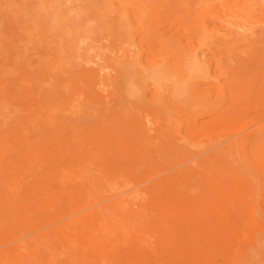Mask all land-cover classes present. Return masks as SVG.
I'll return each mask as SVG.
<instances>
[{
	"label": "rangeland",
	"instance_id": "1",
	"mask_svg": "<svg viewBox=\"0 0 264 264\" xmlns=\"http://www.w3.org/2000/svg\"><path fill=\"white\" fill-rule=\"evenodd\" d=\"M87 1L89 2L87 3ZM91 1L0 0V262L4 259L0 264H5L8 260L7 257L10 258L11 256L10 261L8 260L6 264L8 262H14L11 264H15L17 262L15 256L18 257L16 259H19V256H21L20 258L23 260V263L20 261V264H48L45 261L49 259V264H55L58 260H56V257L59 258L58 262L60 264H63V262L67 264H87L85 263L86 261H89L88 264H130L132 261H134L132 264H231V262L233 264H240V262L241 264H248L249 262L251 264H264V258L262 257L264 255V247L260 251H254L253 246L250 245L252 241L257 240L259 237L264 240V0H141V2L144 1L145 3H141L140 0H135L136 2L133 0H128L127 2L121 0L123 5L120 0H118L119 2L117 0H111L113 2L105 0L109 2V4L107 2L108 6H106L104 0V2L102 0H93L96 3L93 1L91 3ZM147 2L150 3L148 4ZM124 3L130 4L129 6L127 4L124 6ZM135 3H137V7ZM146 3L150 5L148 7L150 10L146 9ZM130 5L136 9L130 8ZM138 6H142V8L146 7L145 10L148 12H145L144 9ZM117 8L120 10L118 11ZM122 9H124V13ZM88 10L90 13L93 12L90 14ZM126 10L130 12L128 14L130 17L129 21L134 26L131 22L123 21L128 16L126 15L128 13ZM139 10L140 12H138ZM107 11L109 12L106 13ZM114 11H117L118 14ZM120 11L123 14H120ZM134 11L137 13L134 14ZM143 12H145L144 16H142ZM112 13L114 16H111ZM119 15H121L120 20L118 19ZM136 17L142 18V20H139V22H143L142 24L140 23L141 27L138 24L139 22H136L138 21ZM86 18L87 20H85ZM101 18L102 22L100 21ZM115 18L119 21L111 20ZM122 21L124 24L128 23L129 28L127 24L120 23ZM86 22L90 23L85 25ZM112 22L116 27H114ZM121 24L123 25L120 27ZM137 24L138 27H136ZM95 25L97 27L100 26L98 27L99 29ZM111 25L112 27H110ZM102 26L105 29L100 31ZM92 28L98 29V32L95 30L93 32ZM120 28L125 29V31L120 30ZM200 28L205 32H199ZM104 30L105 32H103ZM131 33L133 34V39H136L135 41L132 39ZM198 33L201 34L199 35ZM103 34L106 39H103ZM88 37H91V39ZM117 39L122 41L119 43ZM115 41L120 46H117ZM151 42L156 43L151 44ZM125 43L130 46H126ZM139 45L140 47H138ZM142 45H145V47ZM110 47L114 48V50ZM187 47L190 49L188 50ZM182 48H186L184 51L187 50V52L194 49L204 51L206 61L208 60L209 64L211 63L209 74H212V76L209 75L210 77L208 76L207 80L204 79L205 81L196 79L195 82V80L191 81L190 78V80L187 79L190 82L187 81L185 84H190L188 85L190 89H188L187 94H191H188V97L185 93L183 98H178L179 100L175 99L173 108L176 107L177 110H169L172 111L170 112L172 116L164 108L162 112L158 110L154 113L152 110L147 109V111L145 110L146 108L135 105L132 101H128V103L126 100L120 98L119 92L114 87V81H112L115 79L113 76L115 75L113 74L115 71L112 69V65L114 66L118 63L119 65H117L121 68L128 61L126 67L129 64L130 67L135 65L134 68L137 71L147 74V69L169 58L170 62L168 59L165 62H169L170 67H175L173 66L175 59L174 65L177 62L180 70H183L185 66L183 61L186 58H183L185 54ZM116 49L117 52L115 51ZM147 49L149 50L148 52ZM172 49H178L179 51L181 49V53L183 52L182 54L184 55L178 50L173 51ZM108 50L110 51V55ZM167 51V55L163 56L162 54H165ZM169 51L178 53L179 57ZM156 52H158V56L154 54ZM111 53H114L112 57H110ZM170 53L174 56H172L173 59ZM188 53H186V56ZM151 54L155 56L153 57ZM160 54L163 57L159 56ZM94 55L97 57L95 58ZM100 55L102 56L100 57ZM125 56H127V59ZM156 56L159 59L155 58ZM131 57L132 59H130ZM121 58H124V60ZM140 58L145 62L140 61ZM109 59L112 60L109 61ZM130 61L133 63H130ZM134 61L137 63L140 61L138 66L134 64ZM141 62L147 66L142 65ZM150 62L151 64H149ZM153 62L157 63L154 64ZM108 68L114 72L107 71ZM212 72L219 75L215 76ZM213 76L219 82L217 80L214 81ZM96 77L98 80H96ZM232 78L234 79L232 80ZM100 79L103 80L104 83L101 82L106 87L103 84H99L101 83ZM110 80L113 84H110ZM96 82H99L98 85ZM192 83L193 85L191 86ZM227 84L229 87H227ZM191 88L194 90L195 88L198 89L203 94V97L200 96L201 94L198 95L200 93L198 90L194 92ZM110 89L113 92L116 90V92L113 93ZM220 91L223 93L222 95ZM206 92L210 94L207 95ZM204 95H207V98ZM98 97L99 99H97ZM193 98H195L196 102ZM97 100L100 102L98 103ZM214 102H217L215 103L216 106ZM87 103L89 104L87 105ZM197 103H200V106H197ZM193 104L194 106L196 104L195 108ZM112 105L113 107L116 106V108H113ZM121 105L122 109L118 110L121 108ZM128 107L130 108L128 109ZM196 107L199 109H196ZM136 108L141 111H138ZM186 108H189L188 111ZM191 108L198 112L196 113ZM184 109L186 112H184ZM81 110H83V113H81ZM86 110H89V114ZM190 111L191 113H188ZM99 112H101V116ZM139 112L141 114H138ZM167 112L170 114L169 116L166 114ZM142 113L146 114L147 117ZM161 113H163L162 115L165 116V119ZM110 114L111 118L108 116ZM157 114L161 115V120H164L158 121L159 116ZM222 114L223 116H221ZM114 115H116V118ZM143 115L144 117H142ZM191 115L192 117H189ZM105 116L106 118L102 120L101 117ZM113 116L115 119L118 116L121 122L118 123L119 120L116 121L112 118ZM134 116L136 118L141 116L145 122L141 121V118L136 119ZM175 116L177 119L174 118ZM132 117L135 119L132 120ZM152 117H156L155 120L157 121L154 118L152 119ZM167 118H169V121L165 123ZM187 119L189 123L187 121L185 124L184 121ZM124 120L127 121L124 122ZM130 120L133 123L135 122V125ZM172 121L173 123L171 124L170 122ZM181 121L183 124H181ZM108 122L112 123V125L110 126ZM138 122H140V126ZM161 123H165L169 127L167 125L166 127L164 124L162 126ZM97 124L103 125L99 126ZM113 124L124 126L123 128L120 125L118 126L121 131L123 129V132L117 129V125L112 129L114 127ZM127 124L130 127L134 126H132L133 128H129ZM105 126L108 128H104ZM153 126H156L155 129L159 130L156 132ZM109 127L111 128L109 129ZM125 130L127 131L126 134ZM168 130L169 133L166 132ZM135 131H139V135L142 134L140 135L141 138L137 133L135 135ZM162 134L167 138H164ZM76 137L77 139H75ZM99 137H102L104 141ZM73 138L75 141H73ZM111 138L112 140H110ZM123 138L125 140L123 141L124 144L122 142ZM105 139L108 141H105ZM95 140L98 141L95 142ZM182 140L184 141L181 143ZM103 142L106 144L104 145ZM119 144L124 146V150L120 149L122 147L118 146ZM53 145L56 147L52 148ZM92 145H96L97 148L95 149L99 150V152L93 149L95 146L92 147ZM115 146L120 148L118 149ZM111 148L115 150L112 151ZM125 149H127V153H125ZM110 151L113 154H109ZM99 153L103 156V159ZM103 153L107 156L106 158ZM116 153L118 156H116ZM121 154L123 155L122 157L120 156ZM117 160L121 161L118 163ZM197 166L200 168H197ZM102 171L105 173L103 174ZM71 175L76 177H70ZM67 176L72 181H68ZM190 176L192 177L190 178ZM118 180L119 182L117 183ZM210 180L212 183H209ZM111 181L113 184L114 182L119 184V189L117 184L115 186ZM59 182L64 185L60 187L61 184ZM202 182H205L203 186ZM181 185L183 188H180ZM96 187H98V190ZM88 188L89 191H86ZM148 191H151V194ZM130 196L132 198H129ZM217 197H219V200H216ZM50 200L56 202L53 203L54 206L51 205L52 202L50 203ZM6 201H10L8 202L9 204ZM255 201L259 203H255ZM45 202H49L50 204L45 205ZM123 203L125 206H123ZM213 204L216 206H213ZM256 208L255 212L257 213L255 214L258 215V218L255 217L253 220L251 214ZM97 209L101 212L98 213ZM107 210L110 214H107ZM57 212H59L60 217L57 215ZM24 214L27 217H24ZM259 214L262 216H259ZM77 215H84L83 217H79L81 221ZM91 216H93V219L96 217V219L93 220ZM55 217L60 218V220H55ZM88 217L92 221L90 218V220L88 219L89 221L86 220ZM259 217L263 218L260 219ZM85 220L88 222L86 223ZM78 221L82 222V224L78 223ZM83 222L87 226L83 225ZM91 222L93 223L91 224ZM71 223L75 226H79V224L83 226L80 229L75 227V231L77 232L74 233V229H71L74 228L71 226ZM98 223L102 224L99 225ZM89 225L95 227H89ZM58 226H62L60 230H58ZM84 227L87 230L86 239L83 237L86 232ZM67 228L69 229L67 230ZM57 230L64 235L61 233L63 236H59ZM48 231L52 232L50 233L52 236L51 240H49L50 235ZM185 231L187 233L191 231V235H189L190 232L187 234ZM80 232H83L82 235L79 234ZM101 232L105 238L104 236L101 237ZM65 234L68 238L73 239L72 241L75 243H72V241L63 243L62 240L64 239L68 241ZM69 234H74L73 237L75 239ZM96 235L100 236L98 237L99 239H97ZM181 235L184 238V242ZM63 237L65 238L62 239ZM31 238L35 241L30 240ZM87 238L92 239V241L88 240V243ZM53 240L56 243L51 244ZM103 240L104 242L102 243ZM232 240L234 241L233 243L230 242ZM130 241L132 248L135 246L134 251L131 249ZM176 241H182L181 243H185L186 245ZM41 242L44 246L41 245ZM82 242L86 247L83 244L80 245ZM72 244H74V247L76 245L75 250L77 248L78 250L75 251ZM176 244L178 246L180 244V247L183 248H179ZM195 244L198 246L196 247ZM33 245L35 249L31 247ZM56 246H59L62 251ZM82 246L83 249H81ZM15 247L17 248L16 250ZM26 247L30 250V253L34 254L36 251L37 254L31 255L29 251L26 252ZM36 247L41 252L37 251ZM64 247L68 249L71 247L72 250L64 249ZM13 248L14 252H12ZM31 248L33 249L31 250ZM51 248L53 251L55 248L56 252H53ZM250 248L253 254L250 253ZM79 249L82 252L80 254ZM246 249L250 252L247 253ZM65 250H67V253L74 255L71 256L70 254L68 256L69 254ZM189 250L191 253H188L190 252ZM218 250L222 251L218 252ZM16 251L19 253V256ZM131 251L135 254L131 255ZM216 251L219 254H216ZM9 252H12V254ZM259 252L263 253L262 256ZM44 253H49V255H45ZM59 253L63 254L61 255V257L63 256L62 259L59 257ZM87 254L90 256H84ZM36 255L38 257L42 255V259L36 257ZM75 255L82 261H76L78 259H76ZM125 255L126 257H124ZM136 255H138L137 257L140 256V258L136 257V260L138 259L139 261H135L134 257ZM143 255L144 260L142 262L140 259H143ZM242 255H246L245 260ZM3 256L7 260L2 258ZM65 256L69 259H64ZM102 258L106 260L103 261ZM130 258H132V261H128ZM247 258H250L249 260L251 261H248ZM254 258L255 260L261 258L262 260L260 259L261 261L257 262ZM98 259V262L101 261L100 263H96ZM83 261L84 263H82Z\"/></svg>",
	"mask_w": 264,
	"mask_h": 264
},
{
	"label": "bare ground",
	"instance_id": "2",
	"mask_svg": "<svg viewBox=\"0 0 264 264\" xmlns=\"http://www.w3.org/2000/svg\"><path fill=\"white\" fill-rule=\"evenodd\" d=\"M92 1H93V0H92ZM92 1H91V3H92ZM99 1H100V0H99ZM102 1H103V0H102ZM104 1H105V0H104ZM104 1H103V2H104ZM108 1H111V0H108ZM108 1H107V2H108ZM114 1H115V0H114ZM117 1H118V0H117ZM120 1H121V0H120ZM125 1L127 2L128 0H125ZM133 1H135V0H133ZM146 1H147V0H146ZM84 2H85V1H84ZM88 2H89V1H87V3H88ZM93 2L96 3V1H93ZM107 2L105 1L106 6H108V5H107ZM111 2H113V1H111ZM118 2H119V1H118ZM135 2H136V1H135ZM138 2H139V1H138ZM140 2H141V0H140ZM143 2H144V1H142L141 3H143ZM152 2H153V1H152ZM152 2H151V3H152ZM97 3H98V2H97ZM121 3H122V1H121ZM144 3H145V2H144ZM147 3L149 4L150 2H147ZM147 3H146V5H147ZM83 4L85 5V3H83ZM93 4H94V3H93ZM100 4H102V3L100 2ZM108 4H109V2H108ZM111 4H112V3H111ZM111 4H110V5H111ZM126 4H127V3H126ZM126 4L124 3V6H125ZM129 4H130V3H129ZM129 4H127V5L129 6ZM131 4H132V2H131ZM136 4H137V3H135V5H136ZM153 4H154V3H153ZM153 4H152V5H153ZM94 5H95V4H94ZM110 5H109V8H110ZM113 5H114V4H113ZM115 5H116V4H115ZM118 5H120V4L118 3ZM122 5H123V3H122ZM133 5H134V4H133ZM139 5H140V4H139ZM86 6H87V5H86ZM92 6H93V5H92ZM102 6H103V4H102ZM116 6H117V5H116ZM142 6H143V4H142ZM142 6H138V7H141V8H142ZM95 7H96V6H95ZM112 7H113V6H112ZM112 7H111V8H112ZM131 7H132V6L130 5V8H131ZM136 7H137V5H136ZM148 7H150V5H147V8L144 7V8H142V9H144V11L146 12L147 10H150V8L148 9ZM204 7H205V6H204ZM230 7H231V6H230ZM87 8H88V7H87ZM89 8H90V7H89ZM100 8H101V6H100ZM103 8H104V7H103ZM121 8H122V7H121ZM132 8H135V7H132ZM145 8H146L147 10H145ZM218 8H219V7H218ZM94 9H96V8H94ZM97 9H98V8H97ZM114 9H115V7H114ZM117 9H118V8H117ZM127 9H128V7H127ZM135 9H136V8H135ZM226 9L228 10L227 7H226ZM82 10H83V9H82ZM82 10H81V11H82ZM92 10H93V9H92ZM115 10H116V9H115ZM119 10H120V9H118V11H119ZM123 10H124V9H122V11H123ZM129 10H130V9H129ZM84 11H85V10H84ZM126 11L128 12L126 15H128L130 12H129L128 10H126ZM228 11H229V10H228ZM82 12H83V11H82ZM86 12H87V10H86ZM88 12H89V10H88ZM92 12H93V11H92ZM92 12H91V13H92ZM97 12H98V11H97ZM108 12H109V11H107L106 13H108ZM111 12H112V11H111ZM114 12H117V11H114ZM138 12H140V10H139ZM145 12L142 13V16L145 15ZM147 12H148V11H147ZM89 13H90V12H89ZM91 13H90V14H91ZM101 13H102V12H101ZM106 13H105V14H106ZM119 13L121 14L122 12L120 11ZM123 13H124V11H123ZM123 13H122V14H123ZM136 13H137V12L134 11V14H136ZM216 13H217V12H216ZM84 14H86V13H84ZM99 14H100V13H99ZM102 14H103V13H102ZM102 14H101V15H102ZM105 14H104V15H105ZM117 14H118V12H117ZM134 14H133V15H134ZM87 15H88V14H87ZM104 15H103V16H104ZM110 15H111V14H110ZM138 15H140V13H138ZM103 16H102V17H103ZM111 16H114L113 13H112ZM120 16H121V15H119V18H118L119 20H120ZM134 16H135V15H134ZM79 17H80V16H79ZM89 17H90V16H89ZM115 17H117V16L115 15ZM122 17H123V16H122ZM124 17H125V15H124ZM124 17H123V18H124ZM128 17H129V15L127 16V18L125 17V18H124L125 20H123V21H125V22H126V21L131 22V21H129V20H130V17H129V19H128ZM131 17H132V15H131ZM140 17H141V16H140ZM140 17H138V18L136 17V19H138V21H136V22H139V20H142V18L140 19ZM80 18H82V17H80ZM93 18H94V17H93ZM98 18L100 19V17H98ZM110 18H111V17H110ZM110 18H109V19H110ZM143 18H144V17H143ZM146 18H147V17H146ZM96 19H97V18H96ZM107 19H108V18H107ZM126 19H128V20H126ZM80 20H81V19H80ZM82 20H83V19H82ZM85 20H87V18H86ZM111 20L114 21V20H116V18H115V19H111ZM119 20H116V21H119ZM121 20H122V19H121ZM144 20H146V19H144ZM96 21H97V20H96ZM100 21L102 22V18H101ZM104 21H105V20H104ZM104 21H103V22H104ZM116 21H115V22H116ZM123 21L120 22V23H123ZM132 21H133V20H132ZM101 22H100V23H101ZM136 22H134V23H136ZM88 23H90V22H88ZM88 23L86 22L85 25L88 24ZM95 23H96V22H95ZM97 23H98V22H97ZM109 23H110V22H109ZM112 23H113V22H112ZM112 23H111V24H112ZM131 23H132V22H131ZM140 23H141V22L138 23L139 26H140ZM142 23H143V22H142ZM142 23H141V24H142ZM225 23H226V21H225ZM231 23H234V22H231ZM91 24H94V23H91ZM102 24H104V23H102ZM113 24H114V23H113ZM123 24H124V23H123ZM123 24H121L120 27H121ZM126 24H127L128 28H129L128 23H126ZM126 24H124V25H126ZM129 24H130V23H129ZM138 24H137L136 27H138ZM97 25H98V24H97ZM97 25H95V27H97ZM104 25H105V24H104ZM109 25H110V24H109ZM116 25H118V24H116ZM132 25H133V23H132ZM237 25H238V24H237ZM106 26H107V24H106ZM106 26H104V27H106ZM127 26H126V27H127ZM133 26H134V25H133ZM141 26H142V25H141ZM141 26H140V27H141ZM146 26H147V25H146ZM146 26H145V27H146ZM222 26H223V25H222ZM235 26H236V25H235ZM85 27H87V26H85ZM98 27H100V26H98ZM98 27H97V28H98ZM107 27H108V26H107ZM110 27H112V25H111ZM114 27H116L115 24H114ZM117 27H118V26H117ZM136 27H135V28H136ZM203 27H204V26H203ZM93 28H94V27H93ZM93 28H92V29H93ZM123 28H124V26H123ZM133 28H134V27H133ZM98 29H99V28H98ZM98 29H97V30H98ZM103 29H105V28H103V26H102V29H101L100 31H102ZM106 29H107V28H106ZM117 29H118V28H117ZM121 29H122V28H120V30H121ZM140 29H141V28H140ZM203 29H204V28H203ZM94 30H95V29H93V32H94ZM97 30H95V31H97ZM109 30H110V29H109ZM118 30H119V29H118ZM122 30L125 31V29H122ZM136 30H138V29L136 28ZM201 30H202V29L200 28L199 32L202 33L204 30H202V31H201ZM131 31H132V30H131ZM138 31H139V30H138ZM151 31H152V30H151ZM157 31H158V30H157ZM196 31L198 32V30H196ZM91 32H92V31H91ZM97 32H98V31H97ZM103 32H105V30H104ZM112 32H114V31H112ZM116 32H117V31H116ZM116 32H115V33H116ZM119 32H120V31H119ZM119 32H118V33H119ZM126 32H127V31H126ZM126 32H124V34H126ZM132 32H133V31H132ZM204 32H205V31H204ZM87 33H89V32L87 31ZM95 33H96V32H95ZM100 33H102V32H100ZM115 33H114V34H115ZM193 33H195V31H193ZM201 33H200V34H201ZM97 34H99V33H97ZM110 34H111V33H110ZM121 34H122V33H121ZM198 34H199V33H198ZM200 34H199V35H200ZM103 35H104V34H103ZM130 35H132V39H133V38H134V37H133V34L131 33ZM152 35H153V34H152ZM155 35H156V34H155ZM88 36H90V35H88ZM99 36H100V35H99ZM101 36H102V34H101ZM101 36H100V37H101ZM125 36H126V35H125ZM125 36H123V37H125ZM128 36H129V35H128ZM150 36H151V35H150ZM97 37H98V36H97ZM114 37H115V36H114ZM116 37H117V36H116ZM121 37H122V36H121ZM135 37H136V36H135ZM193 37H194V36H193ZM196 37H197V35H196ZM201 37H202V35H201ZM224 37H225V36H224ZM88 38L91 39V37H88ZM117 38H118V37H117ZM103 39H106V38H105V35L103 36ZM108 39H109V37H108ZM117 40H118V39H117ZM133 40H134V39H133ZM133 40H132V41H133ZM135 40H136V39H135ZM135 40H134V41H135ZM143 40H144V39H143ZM96 41H97V40H96ZM118 41H119V40H118ZM121 41H122V40H121ZM121 41H119V43H120ZM134 41H133V42H134ZM123 42H125V40H123ZM123 42H122V43H123ZM153 42H154V41H153ZM159 42H160V41H159ZM161 42H163V41H161ZM208 42H210V41H208ZM112 43H113V42H112ZM112 43H111V44H112ZM117 43H118V42H117ZM117 43H116V41H115V44H116V45H117ZM134 43H135V42H134ZM144 43H145V42H144ZM155 43H156V42H155ZM155 43H152V42H151V44H155ZM164 43H165V42H164ZM199 43H200V42H199ZM203 43H204V42H203ZM107 44H108V43H107ZM125 44H126V46L129 45V44H127V43H125ZM135 44H136V43H135ZM138 44H140V43H138ZM149 44H150V43H149ZM136 45H137V44H136ZM136 45H135V46H136ZM147 45H148V44H147ZM147 45H146V46H147ZM164 45H165V44H164ZM166 45H167V44H166ZM169 45H170V43H169ZM202 45H203V44H202ZM117 46H120V45H117ZM121 46H122V44H121ZM129 46H130V45H129ZM131 46H132V45H131ZM142 46L145 47V45H142ZM148 46H149V45H148ZM106 47H107V46H106ZM115 47H116V46H115ZM138 47H140V45H139ZM167 47H168V46H167ZM194 47H195V46H194ZM201 47H202V46H201ZM110 48H112V47H110ZM117 48H118V47H117ZM124 48H125V47H124ZM126 48H127V47H126ZM128 48H129V47H128ZM131 48H132V47H131ZM131 48H130V49H131ZM157 48H158V47H157ZM159 48H160V46H159ZM187 48H188V47H187ZM195 48H196V47H195ZM112 49L114 50V48H112ZM119 49H120V48H119ZM138 49H139V48H138ZM150 49L154 51L153 48L150 47ZM160 49H161V48H160ZM162 49H163V48H162ZM165 49H166V48H165ZM182 49H183V48H182ZM184 49H186V48H184ZM184 49H183L182 51H184ZM189 49H190V48H188V50H189ZM122 50H123V48H122ZM122 50H121V51H122ZM126 50H127V49H126ZM139 50H140V49H139ZM155 50H156V49H155ZM167 50H168V49H167ZM172 50H173V49H172ZM175 50H178V49H175ZM175 50H173V51H175ZM115 51L117 52V49H116ZM115 51H114V53H115ZM119 51H120V50H119ZM119 51H118V52H119ZM137 51H138V50H137ZM137 51H136V53L138 54ZM140 51H141V50H140ZM140 51H139V52H140ZM148 51H149V50L147 49V52H148ZM153 51H152V53H153ZM160 51H161V50H160ZM178 51H179V50H178ZM108 52H109V55H110V51H109V50H108ZM108 52H107V53H108ZM131 52L133 53V51H131ZM163 52H164V49H163ZM163 52H162V53H163ZM169 52H171V51H169ZM179 52L181 53V49H180ZM185 52H186V53L189 52V53L187 54V56H186V53H185ZM188 52H187V50L184 51V54H185L186 57L184 56L183 58H184V59L186 58V59L184 60V59L182 58V59L185 61V62L183 61V64L185 63V66H184V69H183V70H180V68L178 67L179 64H178L177 62H175L176 64L174 65V61H175V59H174V61H173V66H175V67L177 66V68H175V67H173V68L170 67V65H169L170 60H169V58L166 57V58L168 59V61H169L168 63L165 62V60H167V59H165L164 61H160V62H158V64H156L157 62H155V63L153 62V63L156 64V65H154V66L151 67L150 69H147V70H148L147 74H142V73H140L139 71H137L136 68H134L135 65H132V64H131L132 66L130 67V64H129V66L127 65V67H126V64H128V61H127V63H125V65H122L121 68L118 66V65H119L118 63H117L118 65H117V64H115L114 66L112 65L111 67H113L112 69H114L115 73H113L114 71H113V72L110 71V70H109L110 68H108L107 71L109 70L110 72H112L113 74H115V75H113L115 79L112 80V81H114V84H115L114 87H116L117 92H119L118 95L120 94V98H121V99H124V100H126L127 102H128V101H132V102H134L135 105H140L141 107L146 108L145 110H147V109L152 110L154 113L157 112L158 110H159L160 112H162V109H163V108L166 109V111H167V110H168V111H169V110L174 111V110L176 109V107L173 108V106H174V104H175V102H174L175 99L177 100L178 98H183L184 95H185V93H186L187 96H188V94H191V93H188V94H187L188 89H190V88H188V87H189L188 85H190V84L185 85V84L187 83V81H188L187 79L190 78L191 81H194V80H195V82H196V79L204 80V79H206L209 75L212 76V74H209L211 63L209 64L208 60L206 61V54L204 53V51H202V50H200V49H199V50H198V49H194V50H192V51L190 50V51H188ZM98 53H99V52H98ZM114 53H111V56H110V57H112V54H114ZM121 53H123V52H121ZM125 53H126V52H125ZM144 53H145V52H144ZM162 53H161V54H162ZM167 53H168V51L165 52V54H162V55H163V56H164V55L166 56ZM171 53H172V52H171ZM171 53H170L171 57L173 56L172 54H176V56H178V55H177L178 53H172V54H171ZM182 53H183V52H182ZM182 53H181V54H182ZM99 54H101V53H99ZM103 54H104V52H103ZM105 54H106V53H105ZM116 54H118V53H116ZM116 54H115V55H116ZM134 54H135V53H134ZM134 54H133V55H134ZM140 54L142 55V53H140ZM147 54H148V53H147ZM154 54H155V55L157 54V56H158V52H156V53H154ZM161 54H160L159 56H162ZM181 54H180V55H181ZM184 54H182V55H184ZM133 55H132V56H133ZM151 55H152V54H151ZM155 55H154V56H155ZM97 56H98V54H97ZM97 56H96V57H97ZM101 56H102V55H100V57H101ZM119 56H120V55H119ZM122 56H123V55H122ZM138 56H139V55H138ZM152 56H153V55H152ZM152 56H149V57H152ZM154 56H153V57H154ZM157 56H156L155 58H158ZM163 56H162V57H163ZM168 56H169V55H168ZM94 57H95V55H94ZM96 57H95V58H96ZM100 57H98V58H100ZM105 57H106V56H105ZM135 57H136V55H135ZM139 57H141V56H139ZM146 57H147V56H146ZM173 57H174V56H173ZM173 57H172V59H173ZM178 57H179V56H178ZM108 58H109V57H108ZM108 58H107V59H108ZM113 58H116V57H113ZM125 58L127 59V56H125ZM137 58H138V57H137ZM143 58H144V57H143ZM93 59H94V58H93ZM101 59H103V58H101ZM121 59L124 60V58H121ZM128 59H129V58H128ZM130 59H132V57H131ZM146 59H147V58H146ZM150 59H151V58H150ZM158 59H159V58H158ZM161 59H162V58H161ZM97 60H98V59H97ZM103 60H104V59H103ZM111 60H112V59H111ZM111 60L109 59V61H111ZM117 60H118V59H117ZM136 60H137V59H136ZM136 60H135V61H136ZM141 60H142V62L144 61L143 59L140 58V61H141ZM162 60H163V59H162ZM180 60H181V59H180ZM106 61H107V60H106ZM109 61H108V62H109ZM113 61H114V60H113ZM113 61H112V62H113ZM121 61H122V60H121ZM135 61H134V62H135ZM140 61H139V62H140ZM151 61H152V60H151ZM158 61H159V60H158ZM99 62H100V61H99ZM102 62H103V61H102ZM117 62H118V61H117ZM125 62H126V61H125ZM131 62H132V61H130V63H131ZM139 62H138V63L135 62L134 64H136V66H138ZM142 62H141V63H142ZM144 62H145V61H144ZM123 63H124V62H123ZM132 63H133V62H132ZM153 63H152V65H153ZM104 64H106V63H104ZM108 64H109V63H108ZM120 64H122V63H120ZM149 64H151V62H150ZM177 64H178V65H177ZM98 65L100 66V64H98ZM110 65H111V63H110ZM140 65H141V64H140ZM142 65H144V64L142 63ZM152 65H151V66H152ZM212 65H213V64H212ZM214 65H216V64H214ZM105 66H106V65H105ZM105 66H104V67H105ZM123 66H125V68H123ZM144 66H147V65H144ZM182 66H183V65H182ZM100 67H102V66H100ZM104 67H103V68H104ZM108 67H109V65H108ZM98 68H99V67H98ZM98 68H97V69H98ZM178 68H179V69H178ZM213 68H214V67H213ZM101 69H102V68H101ZM112 69H111V70H112ZM98 70H99V69H98ZM104 70H105V68H104ZM147 70H146V71H147ZM217 70H218V69H217ZM217 70H215V71H217ZM93 71H94V70H93ZM102 71H103V70H102ZM107 71H105V72H107ZM110 72H109V74H110ZM93 73H94V72H93ZM212 73L215 74V72H212ZM216 73H217V72H216ZM219 73H221V72L219 71ZM91 74H92V72H91ZM91 74H90V75H91ZM96 74L98 75V73H96ZM103 74H105V73L103 72ZM217 75H219V74L217 73ZM217 75L215 74V76H217ZM223 75H224V74H223ZM223 75H222V76H223ZM93 76H94V75H93ZM98 76H99V75H98ZM98 76H97V77H98ZM107 76H108V75H107ZM97 77H96V80H98ZM111 77H112V76H111ZM209 77H210V76H209ZM232 77H233V76H232ZM85 78H86V76H85ZM100 78H101V75H100ZM108 78H110V77L108 76ZM192 78H193V80H192ZM223 78H224V77H223ZM229 78H230V77H229ZM112 79H113V78H112ZM190 79H189V80H190ZM207 79H208V78H207ZM207 79H206V80H207ZM209 79H210V78H209ZM213 79H214V76H213ZM230 79H231V78H230ZM233 79H234V78H232V80H233ZM104 80H105V79H104ZM107 80H108V79H107ZM215 80H217V79H214V81H215ZM225 80H226V78H225ZM232 80H231V81H232ZM101 81L103 82L102 79H100V82H101ZM105 81H106V80H105ZM204 81H205V80H204ZM217 81L219 82V80H217ZM217 81H216V82H217ZM102 82H101V83L98 82V83H99V84H103L104 82H103V83H102ZM108 82H109V80H108ZM108 82H106V83H108ZM188 82H189V81H188ZM200 82H201V81H200ZM207 82H209V81H207ZM96 83H97V82H96ZM98 83H97V85H98ZM189 83H190V82H189ZM193 83H194V82H193ZM193 83L191 84V86L193 85ZM108 84H109V83H108ZM110 84H113V83L111 82V80H110ZM95 85H96V84H95ZM103 85H104V84H103ZM198 85H199V84H198ZM212 85H213V84H212ZM222 85H223V84H222ZM87 86H89V85H87ZM104 86H105V85H104ZM111 86H112V85H111ZM191 86H190V87H191ZM89 87H90V86H89ZM96 87H97V86H96ZM105 87H106V86H105ZM105 87H104V88H105ZM196 87H197V86H196ZM200 87H202V86H200ZM200 87H199V88H200ZM216 87H217V86H216ZM220 87H221V86H220ZM227 87H229L228 84H227ZM107 88H109V87H107ZM192 88H194V87H192ZM192 88H191V90H193L194 92H196V91L198 90V89H196V88H195V90L192 89ZM197 88H198V87H197ZM217 88H218V87H217ZM222 88H223V86H222ZM97 89H98V88H97ZM97 89H96V90H97ZM112 89H113V88H112ZM220 89H221V88H220ZM227 89H228V88H227ZM110 90H111V89H110ZM114 90H115V89H114ZM116 90H115L114 92H116ZM221 90H223V89H221ZM229 90H230V89H229ZM99 91H100V90H99ZM106 91H107V90H106ZM111 91H112V90H111ZM193 91H191V92H193ZM198 91H199V90H198ZM200 91H201V88H200ZM200 91H199V92H200ZM202 91H203V90H202ZM206 91H207V90H206ZM230 91H231V90H230ZM91 92H92V91H91ZM103 92L105 93V91H103ZM103 92H102V93H103ZM112 92H113V91H112ZM114 92H113V93H114ZM194 92H193V94H194ZM207 92H208V91H207ZM207 92H206V94L209 95L210 93L208 94ZM224 92H226V91H224ZM231 92H232V91H231ZM86 93H87V92H86ZM86 93H85V94H86ZM106 93H107V92H106ZM204 93H205V92H204ZM217 93H218V92H217V90H216V94H217ZM220 93H221V91H220ZM227 93H230V92H227ZM197 94H198V93H197ZM200 94H201V92H200L198 95H200ZM222 94H223V93H221V95H222ZM224 94H225V93H224ZM230 94H231V93H230ZM89 95H90V94H89ZM111 95H112V94H111ZM195 95H196V94H195ZM202 95H203V94H201L200 96H202ZM207 95H204V96L206 97ZM212 95H213V94H212ZM219 95H220V94H219ZM221 95H220V96H221ZM54 96H55V95H54ZM90 96H91V95H90ZM92 96H93V95H92ZM94 96H96V95L94 94ZM193 96H194V95H193ZM193 96H192V97H193ZM101 97H102V96H101ZM104 97H105V96H104ZM104 97H103V100H104ZM106 97H107V96H106ZM111 97H112V96H111ZM188 97H189V96H188ZM197 97H198V96H197ZM197 97H196V98H197ZM202 97H203V96H202ZM209 97H210V96H209ZM222 97H223V96H222ZM222 97H220V98H222ZM231 97H232V96H231ZM231 97H230V98H231ZM112 98H113V97H112ZM116 98H117V97H116ZM116 98H115V99H116ZM198 98L201 99V100H203V99L200 98V97H198ZM198 98H197V99H198ZM206 98H207V97H206ZM206 98H205V100H207ZM211 98H213V97H211ZM224 98H225V95H224ZM97 99H99V97H98ZM100 99H101V98H100ZM107 99H108V97H107ZM117 99H119V98H117ZM190 99H191V98H190ZM193 99H194V101H195V98H193ZM178 100H179V99H178ZM205 100H204V101H205ZM210 100H211V99H210ZM219 100H220V99H219ZM219 100H218V101H219ZM97 101H98V103L100 102L99 100H97ZM197 101H198V100H197ZM83 102H84V101H83ZM85 102H86V101H85ZM104 102H105V101H104ZM104 102H103V104H104ZM123 102H124V101H123ZM189 102H190V101H189ZM195 102H196V101H195ZM209 102H212V101H209ZM110 103H111V102H110ZM114 103H115V102H114ZM128 103H129V102H128ZM190 103H193V102H190ZM200 103H201V101H200ZM200 103H199V104H200ZM215 103H217V102H214V105L216 106ZM88 104H89V103H87V105H88ZM105 104H106V103H105ZM125 104H126V103H125ZM197 104H198V103H197ZM199 104H198L197 106H200ZM202 104H204V102H202ZM206 104H207V103H206ZM210 104H211V103H210ZM212 104H213V103H212ZM85 105H86V104H85ZM90 105H91V104H90ZM90 105H89V106H90ZM95 105H96V104H95ZM99 105H100V104H99ZM99 105H98V107H99ZM106 105H107V104H106ZM115 105H116V104H115ZM118 105H119V104H118ZM123 105H124V104H123ZM128 105H130V104H128ZM214 105H213V106H214ZM74 106H75V105H74ZM83 106H84V104H83ZM91 106H92V105H91ZM96 106H97V105H96ZM133 106H134V105H133ZM193 106H194V104H193ZM195 106H196V104H195ZM195 106H194V108H195ZM203 106H205V105H203ZM203 106H201V107H203ZM209 106H210V105H209ZM112 107H113V105H112ZM114 107L116 108V106H114ZM114 107H113V108H114ZM120 107H121V108L117 107V108H119L118 110H121V109H122V105H121ZM124 107H125V106H124ZM126 107H127V105H126ZM126 107H125V108H126ZM205 107H206V106H205ZM207 107H208V106H207ZM78 108H79V107H78ZM89 108H90V107H89ZM101 108H102V107H101ZM129 108H130V107H128V109H129ZM139 108H140V107H139ZM189 108H190V107H189ZM189 108H188V109H189ZM211 108H213V107H211ZM92 109H94V108H92ZM102 109L104 110V108H102ZM105 109H106V108H105ZM111 109H112V108H111ZM128 109H126V110H128ZM134 109H135V106H134ZM136 109H137V108H136ZM141 109H143V108H141ZM188 109L186 108L187 111H188ZM191 109L193 110V108H191ZM196 109H199V108L196 107ZM201 109H202V108H201ZM209 109H210V108H209ZM83 110H84V109H83ZM83 110H81V113H83V112H82ZM109 110H110V109H109ZM109 110H108V111H109ZM137 110H138V109H137ZM176 110H177V109H176ZM186 110L184 109V112H186ZM204 110H205V108H204ZM86 111H87V110H86ZM88 111H89V110H88ZM88 111H87V112H88ZM104 111H106V110H104ZM131 111H132V110H131ZM138 111H141V110H138ZM147 111H148V110H147ZM172 111H169V113L172 112ZM193 111H195V110H193ZM193 111H192V112H193ZM201 111H202V110H201ZM207 111H208V110H207ZM215 111H216V110H215ZM90 112H92V111H90ZM119 112H120V111H119ZM122 112L124 113V111H122ZM128 112H129V111H128ZM128 112H127V113H128ZM153 112H152V114H154ZM195 112L197 113L198 111H195ZM195 112H193V113H195ZM203 112H204V111H203ZM105 113H106V112H105ZM108 113H109V112H108ZM125 113H126V112H125ZM131 113H132V112H131ZM133 113H134V112H133ZM173 113L175 114V112H173ZM176 113H177V112H176ZM178 113L181 114V112H179V111H178ZM178 113L176 114L177 117H179V116H178ZM188 113H191V111L188 112ZM196 113H195V114H196ZM211 113H213V112H211ZM88 114H89V112H88ZM100 114H101V112H99V115H100ZM111 114H112V113H111ZM111 114L108 115V116H110V118H111ZM118 114H120V113H118ZM128 114H129V113H128ZM138 114H141V113L139 112ZM142 114H144V113H142ZM162 114H163V113H161V115H162ZM166 114H168V112H167ZM170 114H171V113H170ZM170 114H168V116H169ZM174 114H173V115H174ZM180 114H179V115H180ZM106 115H107V114H106ZM112 115H113V114H112ZM130 115H131V114H130ZM135 115H136V113H135ZM144 115L147 117L146 114H144ZM144 115H143L142 117H144ZM157 115H158V114H157ZM161 115H160V116H161ZM182 115H183V114H182ZM182 115H181V116H182ZM206 115H207V114H206ZM83 116H85V115H83ZM86 116H87V115H86ZM100 116H101V115H100ZM102 116H104V115L102 114ZM114 116H115V118H116V115H114ZM114 116H113L112 118H114ZM131 116H133V115H131ZM148 116H149V115H148ZM158 116H159V115H158ZM160 116H159V118L156 116V117L158 118V121L161 120V117H160ZM162 116H163V115H162ZM171 116H172V114H171ZM194 116H195V115H194ZM221 116H223V114H222ZM89 117H90V116H89ZM122 117H123V116H122ZM122 117H120V118H122ZM134 117H135V116H134ZM134 117H132V120L136 118V117H135V118H134ZM142 117H141V116L139 117V118H141V121H143V120H142V119H143ZM150 117H151V116H150ZM150 117H149V118H150ZM156 117H155V118L152 117V119L154 118V120H155ZM182 117H183V116H182ZM189 117H192V115L189 116ZM212 117H213V116H212ZM90 118H91V117H90ZM95 118H96V117H95ZM101 118H102V120H103V118H106V116H105V117H101ZM101 118H100V119H101ZM110 118H109V119H110ZM115 118H114V119H115ZM139 118H136V119H139ZM163 118L165 119V116H163ZM169 118H170V117H169ZM169 118H167V120H165V123H166V121H169ZM174 118H176V116H175ZM109 119H106V120H109ZM145 119H146V118H145ZM164 119H163V120H164ZM171 119H172V118H171ZM176 119H177V118H176ZM181 119H182V118H181ZM184 119H186V118L184 117ZM192 119H193V118H192ZM195 119H196V118H195ZM110 120H111V119H110ZM115 120H116V121L119 120L118 123L121 122L120 119H118V116H117V119H115ZM115 120H114V121H115ZM127 120H128V118H127ZM127 120H126V121H127ZM146 120H147V119H146ZM163 120H161V121H163ZM172 120H173V119H172ZM179 120H180V117H179ZM179 120H178V122H179ZM189 120H190V119H189ZM90 121H91V120H90ZM99 121H100V120H99ZM126 121L124 120V122H126ZM130 121H131V120H130ZM141 121H140V122H141ZM155 121H157V120H155ZM187 121H188V119H187L186 121H184L185 124H186ZM95 122H96V121H95ZM111 122H113V120H111ZM131 122H132V124L135 123V122L133 123V121H131ZM140 122H138V124H139ZM143 122H145V120H144ZM194 122H195V121H194ZM106 123H107V122H106ZM108 123H109V122H108ZM116 123H117V122H116ZM165 123H161L162 126H163V124L166 126L167 124H165ZM170 123L172 124L173 121L170 122ZM170 123H169V124H170ZM174 123H175V122H174ZM188 123H189V121H188ZM153 124H154V123H153ZM171 124H170V125H171ZM181 124H183L182 121H181ZM191 124H193V123H191ZM97 125L101 126V125H103V124H101V125H100V124H97ZM105 125H106V124H105ZM109 125L111 126L112 123H111V124L109 123ZM109 125H108V126H109ZM113 125H114V124H113ZM115 125H117V124H115ZM115 125H114V127H112V129L115 128ZM119 125H120V124H119ZM119 125H117V129H119V128H118ZM123 125H125V124H123ZM127 125H128V124H127ZM134 125H135V124H134ZM134 125H132V126H134ZM144 125H145V124H144ZM187 125H188V124H187ZM120 126H121L122 128L124 127V126H122V125H120ZM125 126H126V125H125ZM132 126H131V127H132ZM136 126H137V125H136ZM139 126H140V124H139ZM145 126H146V125H145ZM145 126H143V127H145ZM156 126H158V125L156 124ZM156 126H155V127H156ZM159 126H160V125H159ZM165 126H164V127H165ZM167 126H168V125H167ZM167 126H166V127H167ZM171 126H172V125H171ZM174 126H175V124H174ZM188 126H189V125H188ZM190 126H191V125H190ZM128 127L131 128L129 125H128ZM153 127H154V126H153ZM155 127H154L153 129H155ZM164 127H163V128H164ZM168 127H169V126H168ZM179 127H180V126H179ZM101 128H102V127H101ZM104 128H108V127L105 126ZM110 128H111V127H109V129H110ZM125 128H126V127H125ZM132 128H133V127H132ZM138 128H139V127H138ZM138 128H137V129H138ZM151 128H152V127H151ZM159 128H161V127H159ZM174 128H175V127H174ZM72 129H74V128H72ZM109 129H107V130H109ZM112 129H111V130H112ZM117 129H116V130H117ZM166 129H167V128H166ZM170 129H171V128H170ZM177 129H178V127H177ZM179 129H180V128H179ZM261 129H262V128H261ZM114 130H115V129H114ZM114 130H113V132H114ZM119 130H120V129H119ZM127 130L130 132L129 129H127ZM145 130H146V128H145ZM149 130H150V129H149ZM155 130H156V129H155ZM158 130H159V129H158ZM158 130H156V132H157ZM180 130H181V129H180ZM259 130H260V129H259ZM105 131H106V130H105ZM120 131H121V130H120ZM147 131H148V130H147ZM147 131H146V132H147ZM151 131H152V130H151ZM160 131H161V130H160ZM164 131H165V129H164ZM110 132H112V131H110ZM113 132H112V133H113ZM115 132H116V131H115ZM121 132H123V129H122ZM140 132H141V131H140ZM153 132H155V131H153ZM166 132L169 133V130L166 131ZM178 132H179V131H178ZM257 132H258V131H257ZM108 133H109V132H108ZM108 133H107V134H108ZM118 133H120V132H118ZM126 133H127V131L125 130V134H126ZM132 133H133V131H132ZM136 133L139 135V131H135V135H136ZM183 133H184V132H183ZM254 133H255V132H254ZM114 134H115V133H114ZM133 134H134V133H133ZM160 134H161V133H160ZM108 135H109V134H108ZM117 135H118V134H117ZM119 135H121V133H120ZM119 135H118V136H119ZM129 135H130V133H129ZM129 135H128V136H129ZM140 135H142V134H140ZM140 135H139V136H140ZM146 135H147V134H146ZM58 136H59V135H58ZM98 136H99V135H98ZM109 136H110V135H109ZM125 136H126V135H125ZM130 136H131V135H130ZM132 136H133V135H132ZM159 136H160V135H159ZM162 136H163V134H162ZM166 136H167V135H166ZM103 137H104V136H103ZM137 137H138V136H137ZM149 137H150V136H149ZM163 137H164V136H163ZM7 138H8V137H7ZM80 138H81V137H80ZM83 138H84V137H83ZM99 138H102V137H99ZM105 138H106V136H105ZM109 138H110V137H109ZM109 138H108V139H109ZM112 138H113V137H112ZM112 138H111L110 140H112ZM126 138H127V137H126ZM138 138H139V137H138ZM140 138H141V136H140ZM142 138H143V137H142ZM164 138H167V137H164ZM71 139H72V138H71ZM75 139H77V137H76ZM75 139L73 138V141H75ZM119 139H120V138H119ZM130 139H131V138H130ZM143 139H145V138H143ZM153 139H154V138H153ZM161 139H162V138H161ZM182 139H183V138H182ZM78 140H79V139H78ZM98 140H99V139H98ZM98 140H95V142L98 141ZM102 140H103V138H102ZM102 140H100V141H102ZM110 140H109V142H110ZM120 140H121V139H120ZM131 140H132V139H131ZM131 140H129V141H131ZM133 140H135V139H133ZM137 140H138V139H137ZM137 140H136V141H137ZM86 141H87V140H86ZM103 141H104V140H103ZM105 141H108V140L105 139ZM113 141H114V140H113ZM116 141H118V140H116ZM123 141H125L124 138L122 139V142H123ZM161 141H163L164 143H166L164 140H161ZM161 141H159V142H161ZM166 141H167V140H166ZM183 141H184V140H182L181 143H182ZM77 142H79V141H77ZM157 142H158V138H157ZM52 143H53V142H52ZM52 143H51V144H52ZM119 143H121V142L119 141ZM127 143H128V142H127ZM155 143H156V142H155ZM164 143H163V144H164ZM167 143H168V142H167ZM167 143H166V144H167ZM178 143H179V142H178ZM78 144H79V143H78ZM93 144H94V143H93ZM95 144H96V143H95ZM99 144H100V142H99ZM103 144L105 145L106 143L103 142ZM109 144H111V143H109ZM109 144H108V145H109ZM123 144H124V142H123ZM125 144H126V142H125ZM159 144H160V143H159ZM159 144H158V145H159ZM168 144H169V143H168ZM171 144H172V142H171ZM75 145H76V143H75ZM101 145H102V144H101ZM158 145H157V146H158ZM164 145H165V144H164ZM57 146H58V144H57ZM93 146H95L93 149L97 148L96 145H92V147H93ZM110 146H112V144H111ZM110 146H109V147H110ZM118 146H120V147H122V148H120V147H118ZM118 146H117L118 149L120 148V149L124 150V149H123V147H124L123 145L121 146V145L119 144ZM157 146H156V147H157ZM54 147H56V146L53 145L52 148H54ZM64 147H65V146H64ZM98 147H99V145H98ZM105 147H106V146H105ZM113 147H114V146H113ZM115 147H116V146H115ZM117 147H116V148H117ZM173 147H174V145H173ZM177 147H178V146H177ZM177 147H176V148H177ZM57 148H58V147H57ZM178 148H179V147H178ZM38 149H39V148H38ZM98 149H99V148H98ZM158 149H160V148L158 147ZM171 149H172V148H171ZM91 150H92V148H91ZM95 150H96V149H95ZM95 150H94V151H95ZM108 150H109V149H108ZM111 150H112V148H111ZM114 150H115V149H113L112 151H114ZM126 150H127V149H125V151H126ZM172 150H173V149H172ZM172 150H171V151H172ZM53 151H54V150H53ZM96 151L99 152V150H96ZM112 151H110L109 154H113ZM116 151L119 152L118 150H116ZM147 151H148V150H147ZM173 151H174V150H173ZM175 151H176V150H175ZM102 152H103V150H102ZM121 152H122V151H121ZM125 153H127V151H126ZM125 153H124V154H125ZM99 154H100V153H99ZM103 154H104V153H103ZM106 154H107V153H106ZM100 155H101V154H100ZM96 156H97V155H96ZM104 156H105V154H104ZM116 156H118L117 153H116ZM116 156L114 155V157H116ZM120 156L122 157L123 155L121 154ZM97 157H98V156H97ZM99 157H100V156H99ZM101 157H102V159H103V156H102V155H101ZM106 157H107V156H105V158H106ZM114 157H112V158H114ZM121 157H120V158H121ZM140 157H141V156H140ZM155 157H156V156H155ZM105 158H104V159H105ZM120 158H119V159H120ZM158 158H159V157H158ZM158 158H157V159H158ZM137 159H138V158H137ZM44 160H45V159H44ZM109 160H110V159H109ZM36 161H37V160H36ZM112 161H113V160H112ZM117 161H118V160H117ZM119 161H121V160H119ZM119 161H118V163H119ZM115 162H116V161H115ZM128 163H129V162H128ZM184 164H185V163H184ZM138 165H139V164H138ZM145 165H146V163H145ZM164 166H165V165H164ZM129 167H130V166H129ZM165 168H166V167H165ZM197 168H200V167L197 166ZM41 169H42V168H41ZM88 169H89V168H88ZM107 169H108V167H107ZM24 170H26V169L24 168ZM34 170H35V169H34ZM199 170H200V169H199ZM237 170H238V169H237ZM240 170H241V169H240ZM240 170H239V171H240ZM110 171H112V170H110ZM112 172H113V171H112ZM169 172H170V171H169ZM241 172H242V171H241ZM102 173L104 174L105 172L102 171ZM106 173H107V172H106ZM41 174H42V173H41ZM107 174H108V173H107ZM136 174H137V173H136ZM165 174H166V173H165ZM183 174H184V173H183ZM161 175H162V174H161ZM198 175H199V174H198ZM198 175H196V176H198ZM92 176L94 177V175H92ZM102 176H104V175H102ZM138 176H139V174H138ZM188 176H189V175H188ZM20 177H21V176H20ZM70 177H73V178H74V177H76V176H72V175H71ZM106 177H107V176H106ZM110 177H111V176H110ZM119 177H120V176H119ZM191 177H192V176H190V178H191ZM77 178H78V177H77ZM122 178H123V177H122ZM188 178H189V177H188ZM199 178H200V177H199ZM67 179H68V181H72V180H69V177H68V176H67ZM104 179H105V178H104ZM104 179H103V180H104ZM118 179H119V178H118ZM197 179H198V178H197ZM73 180H74V179H73ZM112 180L114 181L113 178H112ZM153 180H154V179H153ZM189 180H190V179H189ZM195 180H196V179H195ZM108 181H109V180H108ZM125 181H126V180H125ZM63 182H64V181H63ZM65 182H66V181H65ZM118 182H119V180L117 181V183H118ZM156 182H157V181H156ZM178 182H179V181H178ZM182 182H183V181H182ZM182 182H181V183H182ZM191 182H192V181H191ZM193 182H194V180H193ZM210 182H211V180L209 181V183H210ZM59 183H60V182H59ZM103 183H105V182H103ZM111 183H112V181H111ZM117 183L114 182L115 186H116ZM176 183H177V182H176ZM195 183H196V182H195ZM195 183H192V184H195ZM203 183H205V182H202V186H203ZM211 183H212V182H211ZM15 184H16V183H15ZM45 184H46V183H45ZM60 184H61L60 187H62V186L64 185V184H62V183H60ZM67 184H68V183H67ZM70 184H71V183H70ZM100 184H101V183H100ZM105 184H106V183H105ZM112 184H113V183H112ZM114 184H113V185H114ZM129 184H130V183H129ZM16 185H17V184H16ZM71 185H72V184H71ZM109 185H110V184H109ZM200 185H201V184H200ZM205 185H206V184H205ZM74 186H75V185H74ZM102 186H103V185H102ZM102 186H101V187H102ZM111 186H112V185H111ZM111 186H109V187H111ZM117 186H118V189H119V184H117ZM128 186H129V185H128ZM177 186H178V184H177ZM184 186H185V185H184ZM192 186H193V185H192ZM192 186H191V187H192ZM196 186H197V185H196ZM76 187H77V185H76ZM105 187H106V186H105ZM154 187H156V186H154ZM158 187H159V185H158ZM178 187H179V186H178ZM178 187H177V188H178ZM181 187L183 188L182 185L180 186V188H181ZM199 187H200V186H199ZM255 187H256V186H255ZM17 188H18V187H17ZM17 188H16V189H17ZM66 188H67V187H66ZM96 188H97V190H98V187H96ZM116 188H117V187H116ZM147 188H148V187H147ZM180 188H178V189H180ZM193 188H195V187H193ZM11 189H12V188H11ZM13 189H14V188H13ZM72 189H73V188H72ZM74 189H75V188H74ZM106 189H107V188H106ZM110 189H111V188H110ZM133 189H134V188H133ZM196 189H197V188H196ZM3 190H4V189H3ZM103 190H104V187H103ZM103 190H102V192H104ZM137 190H138V189H137ZM151 190H152V189H151ZM154 190H156V189H154ZM159 190H160V189H159ZM182 190H183V189H182ZM190 190H191V189H190ZM198 190H200V189H198ZM7 191H8V190H7ZM9 191H10V189H9ZM9 191H8V192H9ZM86 191H89V188H88V190L86 189ZM107 191H109V190H107ZM129 191H130V190H129ZM143 191H144V190H143ZM179 191H180V190H179ZM193 191H194V190H193ZM251 191H252V190H251ZM2 192H3V191H2ZM8 192H6V193H8ZM45 192H47V191H45ZM123 192H124V191H123ZM133 192H135V191H133ZM148 192L151 194V191H148ZM148 192H147V193H148ZM152 192H153V191H152ZM194 192H196V191H194ZM194 192H193V194H194ZM14 193H15V192H14ZM36 193H37V191H36ZM40 193H41V192H40ZM72 193H73V192H72ZM88 193H89V192H88ZM88 193H87V194H88ZM105 193H106V191H105ZM153 193H154V192H153ZM155 193H156V192H155ZM190 193H191V192H190ZM8 194H9V193H8ZM49 194H50V192H49ZM97 194H99V193H97ZM139 194H141V193H139ZM150 194H147V195H150ZM6 195H7V194H6ZM10 195H11V194H10ZM45 195H46V194H45ZM99 195H100V194H99ZM114 195H115V193H114ZM130 195H131V194H130ZM80 196H81V195H80ZM128 196H129V195H128ZM131 196H133V195H131ZM131 196H130L129 198H132ZM138 196H139V195H138ZM8 197H9V196H8ZM8 197H7V198H8ZM14 197H17V196H14ZM53 197H54V196H53ZM113 197H114V196H113ZM133 197H134V196H133ZM252 197H254V196H252ZM9 198L11 199V197H9ZM86 198H87V196H86ZM136 198H137V197H136ZM136 198H135V199H136ZM20 199H21V198H20ZM45 199H47V198H45ZM61 199H62V197H61ZM63 199H64V198H63ZM96 199H97V198H96ZM112 199H113V198H112ZM133 199H134V198H133ZM4 200H5V199H4ZM216 200H219V197H217ZM255 200H256V199H255ZM10 201H11V200H10ZM10 201H8V202H10ZM76 201H77V200H76ZM246 201H247V200H246ZM246 201H245V202H246ZM6 202H7V201H6ZM6 202H5V203H6ZM8 202H7V204H9ZM49 202H50V203L52 202V204H51L52 206H54L53 203H56L55 201H52V200H50ZM49 202H47V203L45 202V205H46V204H50ZM59 202H61V201L59 200ZM85 202H86V201H85ZM85 202H84V203H85ZM108 202H109V201H108ZM256 202H257V201H255V203H256ZM61 203H62V202H61ZM61 203H59V204H61ZM70 203H72V202H70ZM84 203H83V204H84ZM87 203H88V202H87ZM87 203H86V204H87ZM205 203H206V202H205ZM215 203H217V202H215ZM242 203H244V202H242ZM255 203H254V204H255ZM257 203H259V202H257ZM57 204H58V202H57ZM62 204H63V203H62ZM72 204H73V203H72ZM103 204H104V203H103ZM206 204H207V203H206ZM244 204H245V203H244ZM2 205H3V204H2ZM211 205H212V204H211ZM214 205H215V204H213V206H214ZM5 206H6V205H5ZM47 206H48V205H47ZM108 206H110V205H108ZM117 206H118V205H117ZM123 206H125L124 203H123ZM206 206H208V205H206ZM215 206H216V205H215ZM241 206H242V205H241ZM256 206H257V205H256ZM94 207H95V206H94ZM101 207H102V206H101ZM152 207H154V205H152ZM234 207H235V206H234ZM257 207H258V206H257ZM47 208H48V207H47ZM96 208H97V207H96ZM121 208H122V207H121ZM50 209H51V208H50ZM50 209H48V210H50ZM53 209H54V208H53ZM142 209H143V208H142ZM233 209H234V208H233ZM253 209H254V207H253ZM258 209H260V208L258 207ZM71 210H72V209H71ZM97 210H98V209H97ZM256 210H257V208H256V209L254 210V212L251 214V218H252L253 220L255 219V217L258 218V215L255 214V213H257V212H255ZM50 211H51V210H50ZM98 211H99V210H98ZM144 211H145V210H144ZM144 211H142V212H144ZM51 212H52V211H51ZM55 212H56V210H55ZM71 212H73V211H71ZM71 212H70V214H71ZM92 212H93V210H92ZM95 212H96V211H95ZM95 212H94V213H95ZM100 212H101V211H99L98 213H100ZM199 212H200V211H199ZM259 212H260V210H259ZM1 213H2V212H1ZM47 213H48V211H47ZM67 213H68V212H67ZM89 213H90V212H89ZM89 213H88V214H89ZM121 213H122V212H121ZM237 213H238V212H237ZM21 214H22V213H21ZM26 214H27V213H26ZM77 214H78V213H77ZM88 214H87V215H88ZM107 214H110V213H108V210H107ZM123 214H124V213H123ZM261 214H262V213H261ZM261 214H259V216H260ZM14 215H15V214H14ZM57 215H59V212H57ZM84 215H85V214H84ZM84 215H81V216L83 217ZM91 215H92V213H91ZM94 215H96V214H94ZM94 215H93V216H94ZM141 215H142V214H141ZM15 216H16V215H15ZM68 216H69V215H68ZM72 216H73V215H72ZM77 216H78V215H77ZM81 216H78V218L81 217ZM85 216H86V215H85ZM93 216H91L92 219H93ZM261 216H262V215H261ZM24 217H27V215L24 214ZM59 217H60V215H59ZM75 217H76V216H75ZM86 217H87V216H86ZM141 217H142V216H141ZM141 217H140V218H141ZM70 218H71V217H70ZM76 218H77V217H76ZM84 218H85V217H84ZM89 218H90V217L86 218V220H88ZM91 218H90V219H91ZM107 218H109V217H107ZM192 218H193V217H192ZM259 218H260V217H259ZM261 218H263V217H261ZM261 218H260V219H261ZM29 219H30V217H29ZM54 219H55V220H57V219L60 220V218H56V217H55ZM73 219H74V218H73ZM82 219H83V218H82ZM90 219H89V220H90ZM92 219H91V221H92ZM95 219H96V217H95ZM95 219H93V220H95ZM127 219H128V218H127ZM141 219H142V218H141ZM197 219H198V218H197ZM247 219H248V218H247ZM68 220H70V219L68 218ZM79 220L81 221V218H79ZM83 220H84V219H83ZM83 220H82V221H83ZM86 220H85V221H86ZM89 220H88V221H89ZM98 220H99V219H98ZM108 220H109V219H108ZM263 220H264V218H263ZM3 221H4V220H3ZM25 221H26V220H25ZM74 221H75V220H74ZM80 221H78V223H79ZM88 221H86V223H87ZM131 221H132V220H131ZM129 222H130V221H129ZM249 222H250V221H249ZM260 222H261V221H260ZM25 223H26V222H25ZM32 223H33V222H32ZM63 223H64V222H63ZM92 223H93V222H91V224H92ZM130 223H131V222H130ZM132 223H133V222H132ZM253 223H254V222H253ZM256 223H257V222H256ZM4 224H5V223H4ZM64 224H65V223H64ZM64 224H63V225H64ZM80 224H82V222H80ZM80 224H79V226H75V225H72V223H71V226L74 227V228H71L72 230L74 229V230H73L74 233L77 232V231H75V229H76L75 227H77L78 229H80V227L82 228V226L85 225L84 222H83V225H82V226H80ZM98 224H99V223H98ZM98 224H97V225H98ZM101 224H102V223H100L99 225H101ZM128 224H129V223H128ZM254 224H255V223H254ZM56 225H57V223H56ZM61 225H62V223H61ZM66 225H67V224H66ZM69 225H70V223H69ZM112 225H113V224H112ZM5 226H6V224H5ZM54 226H55V225H54ZM85 226H87V225H85ZM131 226H133V225H131ZM58 227H59L58 230H60V227H62V226H58ZM65 227H68V226H65ZM89 227H95V226H93V225H92V226L89 225ZM89 227H88V229H89ZM113 227H115V226L113 225ZM127 227L129 228L128 225H127ZM162 227H163V225H162ZM165 227H166V226H165ZM56 228H57V227H56ZM84 228H85V231H86V232H85V234H84L83 237H84V239H86V238H85V235H86V233H87V230H86V227H84ZM115 228H116V227H115ZM128 228H127V229H128ZM163 228H164V227H163ZM68 229H69V228H67V230H68ZM78 229H77V230H78ZM92 229H93V228H92ZM197 229H199V228H197ZM53 230H54V229H53ZM58 230H57V231H58ZM72 230H70V231H72ZM89 230L91 231V229H89ZM112 230H113V229H112ZM123 230H125V229H123ZM263 230H264V229H263ZM51 231H52V229H51ZM51 231H48V232H49V235H50V233H52ZM62 231H64V230H62ZM73 231H72V232H73ZM83 231H84V230H83ZM126 231H127V230H126ZM261 231H262V230H261ZM22 232H23V231H22ZM48 232H47V233H48ZM64 232H65V231H64ZM72 232H71V233H72ZM94 232H96V231L94 230ZM98 232H99V231H98ZM98 232H97V233H98ZM185 232H186V231H185ZM189 232H190V233H189ZM189 232H188L189 235H191V231H189ZM223 232H224V231H223ZM13 233H14V232H13ZM15 233H16V232H15ZM17 233H18V232H17ZM53 233H54V232H53ZM58 233H59V236H61V237L64 235L62 232H59V231H58ZM61 233H62L63 235H61ZM67 233H69V232L67 231ZM82 233H83V232H80L79 234L82 235ZM89 233H91V232H89ZM97 233H95V234H97ZM107 233H108V232H107ZM107 233H106V234H107ZM126 233H127V232H126ZM172 233H173V232H172ZM186 233H187V232H186ZM188 233H187V234H188ZM220 233H222V232H220ZM253 233H254V232H253ZM257 233H258V232H257ZM259 233H260V232H259ZM20 234H21V233H20ZM98 234H99V233H98ZM101 234H102L101 237H103L104 235H103L102 232H101ZM144 234H145V233H144ZM144 234H143V236H145ZM153 234H154V233H153ZM177 234H178V232H177ZM231 234H232V233H231ZM261 234H262V232H261ZM49 235H48V236H49ZM54 235H55V234H54ZM67 235H68V234H67ZM69 235H70V234H69ZM71 235H72V234H71ZM71 235H70V236H71ZM89 235H90V234H89ZM107 235H108V234H107ZM155 235H156V234H155ZM223 235H224V234H223ZM250 235H251V234H250ZM256 235H257V234H256ZM256 235H255V236H256ZM44 236H45V235H44ZM44 236H43V237H44ZM73 236H74V234L72 235V237H73ZM96 236H97V235H96ZM96 236H95V238H96ZM126 236H127V234H126ZM184 236H185V235H184ZM220 236H221V235H220ZM251 236H252V235H251ZM51 237H52V236L50 235V239H49V240H51ZM55 237H56V236H55ZM55 237H54V238H55ZM65 237H67L66 234H65ZM65 237H63L62 239H64ZM98 237H100V236H97V239H99ZM127 237H128V236H127ZM181 237H182V235H181ZM181 237H179V238H181ZM226 237H227V236H226ZM234 237H235V236H234ZM56 238H58V237H56ZM56 238H55V239H56ZM67 238H68V237H67ZM67 238H66V239H67ZM73 238L75 239V237H73ZM77 238H79V236H77ZM77 238H76V239H77ZM80 238H81V236H80ZM104 238H105V236H104ZM144 238H145V237H144ZM179 238H177V239H179ZM235 238H236V237H235ZM235 238H234V241H235ZM237 238H238V237H237ZM21 239H22V238H21ZM45 239H46V238H45ZM69 239H70V238H68V241H66L65 239L62 240V241H63V243H67V242H70V241L73 240V239H70V240H69ZM81 239H82V238H81ZM84 239H83V240H84ZM97 239H96V241H97ZM183 239H184V238L182 237V240H183ZM210 239H211V238H210ZM263 239H264V234H263ZM30 240H34V239L31 238ZM49 240L47 239V241H49ZM57 240H58V239H57ZM88 240H89V241H90V240L92 241V239H90V238H87V242H88ZM175 240H176V238H175ZM224 240H225V239H224ZM226 240H227V239H226ZM237 240H238V239H237ZM24 241H25V239H24ZM34 241H35V240H34ZM39 241H40V240H39ZM47 241H46V243H47ZM62 241H61V242H62ZM64 241H66V242H64ZM77 241H78V240H77ZM172 241H173V240H172ZM205 241H206V240H205ZM234 241L232 240V241H230V242L233 243ZM44 242H45V241H44ZM51 242H52V241H51ZM54 242H55V241L53 240V242H52L51 244H53ZM87 242H85V243H87ZM94 242H95V241H94ZM98 242H99V241H98ZM98 242H97V243H98ZM103 242H104V240L102 241V243H103ZM148 242H149V241H148ZM176 242H178V241H176ZM181 242H182V241H181ZM181 242H178V243H181ZM183 242H184V240H183ZM55 243H56V242H55ZM72 243H75V242L72 241ZM88 243H89V242H88ZM88 243H87V244H88ZM90 243H91V242H90ZM100 243H101V241H100ZM100 243H99V244H100ZM102 243H101V245H102ZM208 243H209V242H208ZM44 244H45V243H44ZM59 244H60V242H59ZM69 244H71V243H69ZM82 244H83V242L80 243V245H82ZM132 244H133V243H132ZM181 244L186 245L185 243H181ZM41 245H43L42 242H41ZM57 245H58V244H57ZM73 245H74V244H72V246H73ZM83 245H84V244H83ZM93 245H94V244H93ZM130 245H131V241H130ZM176 245H177V244H176ZM190 245H191V244H190ZM250 245L253 246V250H254V251H258V250L260 251V249H263V247H264V240H262L261 237H259L257 240L252 241ZM27 246H28V245H27ZM43 246H44V245H43ZM47 246H48V243H47ZM64 246H65V244H64ZM67 246L69 247L68 244H67ZM72 246H71V247H72ZM77 246H78V245H77ZM84 246H85V245H84ZM174 246H175V245H174ZM177 246H178V245H177ZM181 246H182V245H181ZM195 246H196V244H195ZM197 246H198V245H197ZM197 246H196V247H197ZM29 247H30V246H29ZM31 247H33V248L35 249L34 245L31 246ZM54 247H55V244H54ZM56 247H57V248H60L59 246H56ZM62 247H63V246H62ZM71 247H70L69 249H71ZM73 247H74V246H73ZM75 247H76V245H75ZM75 247L73 248L74 250H75ZM78 247H79V246H78ZM85 247H86V246H85ZM178 247H179V248H183V247H180V244H179ZM178 247H177V248H178ZM26 248H27V247H26ZM33 248H31V250H32ZM36 248H37V247H36ZM40 248H41V247H40ZM42 248H44V247H42ZM65 248H66V247H64V249H65ZM91 248H93V247H91ZM134 248H135V246L132 248V245H131V249L133 250ZM11 249H12V248H11ZM11 249H10V250H11ZM16 249H17V248L15 247V250H16ZM37 249H38V248H37ZM44 249H46V248H44ZM44 249H43V250H44ZM51 249H52V248H51ZM51 249H50V250H51ZM64 249H63V250H64ZM66 249H68V248H66ZM69 249H68V250H69ZM81 249H83V246H82ZM26 250H27V251H26ZM50 250H48V251H50ZM56 250H57V249H56ZM71 250H72V249H71ZM76 250H78V248H77ZM76 250H75V251H76ZM79 250H80V249H79ZM137 250H138V249H137ZM194 250H195V249H194ZM226 250H227V249H226ZM248 250H249V249H248ZM8 251H9V250H8ZM11 251H12V250H11ZM20 251H21V250H20ZM25 251H26V252L29 251V253H30V250H28V248L25 249ZM37 251L41 252L39 249H38ZM44 251H46V250H44ZM52 251H53V249H52ZM54 251H55V248H54ZM54 251H53V252H54ZM60 251H62L61 248H60ZM65 251H66V253H67V250H65ZM133 251H134V250H133ZM184 251H185V249H184ZM187 251H188V249H187ZM189 251H190V250H189ZM220 251H222V250H218V252H220ZM250 251H251V248H250ZM250 251H247V249H246V252H247V253L250 252ZM263 251H264V250H263ZM12 252H14V248H13V251H12ZM12 252H9V253L12 254ZM16 252H17V251H16ZM39 252H38V253H39ZM42 252H43V251H42ZM53 252H52V254H53ZM55 252H56V251H55ZM69 252H71V251H69ZM121 252H122V250H121ZM123 252H124V251H123ZM131 252H132V251H131ZM137 252H138V251H137ZM185 252H186V251H185ZM246 252H245V253H246ZM3 253H4V252H3ZM9 253H8V255H9ZM17 253H18V252H17ZM33 253H34V250H33ZM49 253H51V252H49ZM49 253H46V254L44 253V254H45V255H49ZM74 253H75V252H74ZM80 253H82L81 250H80L79 254H80ZM119 253H120V252H119ZM127 253H129V252H127ZM139 253H140V252H139ZM188 253H191V251L188 252ZM188 253H187V254H188ZM196 253H198V252H196ZM245 253H243V254H245ZM247 253H246V254H247ZM250 253L253 254V251H251ZM250 253H249V254H250ZM4 254L7 256L6 253H4ZM30 254H31V255H34V254H37V253H36V251H35L34 254H32V252H31ZM41 254H42V253H41ZM54 254H58V253H54ZM64 254H65V253H64ZM67 254H69V253H67ZM70 254H71V253H70ZM70 254H69L68 256H70ZM120 254H122V253H120ZM134 254H135V253H134ZM134 254H133V252L131 253V255H134ZM141 254H142V253H141ZM216 254H219V253H217V251H216ZM259 254L262 256L263 253H260V252H259ZM14 255H15V254H14ZM20 255H21V254H20ZM38 255H40V254H38ZM38 255H36V257H38ZM61 255H63V254H60V253H59V257L62 259L63 256L61 257ZM65 255H66V254H65ZM73 255H74V254H73ZM73 255L71 254V256H73ZM82 255H83V254H82ZM94 255H95V254H94ZM122 255H123V254H122ZM128 255H130V254H128ZM145 255H146V254H145ZM205 255L207 256V254H205ZM260 255H259V256H260ZM10 256H11V255H10ZM18 256H19V253H18ZM75 256H76V255H75ZM75 256H74V257H75ZM84 256H90V255L87 254V255H84ZM137 256H138V255H136V256L134 257L135 261H139L138 259L136 260V257H137ZM242 256L244 257L243 259L245 260V256H246V255H242ZM11 257H12V256H11ZM11 257H10V258H11ZM20 257H21V256H19V259H16V258H18V257L15 256V260L17 261V262H15V264H16V263H17V264H20V261H21V262L23 261ZM32 257H33V256H32ZM41 257H42V255H41L40 257H38V258H41ZM48 257H49V256H48ZM65 257H66V256H65ZM65 257H64V259H69L68 257H66V258H65ZM74 257H72V258H74ZM77 257H78V256H76V259L79 258V257H78V258H77ZM80 257H82V256L80 255ZM91 257H92V256H91ZM124 257H126V255H125ZM142 257H143V259H140V260H142V262H143V260H144V255H143ZM186 257H187V256H186ZM262 257L264 258V255H263ZM262 257H261V258H262ZM2 258H5V259H6V257H4V256H3ZM7 258H8V260L10 259L9 257H7ZM13 258H14V257H13ZM33 258H34V257H33ZM94 258H95V257H94ZM94 258H91V259H94ZM96 258H97V256H96ZM96 258H95V260H96ZM103 258H104V257H103ZM103 258H102V259H103ZM128 258H129V256H128ZM137 258H140V256L137 257ZM147 258H148V257H147ZM156 258H157V257H156ZM261 258H260V259H261ZM0 259H1V258H0ZM20 259H21V260H20ZM36 259H37V258H36ZM41 259H42V258H41ZM41 259H40V260H41ZM44 259H45V258H44ZM57 259H58V260H57ZM89 259H90V258H89ZM89 259H88V260H89ZM131 259H132V258H130V260H128V261H132ZM247 259H248V258H247ZM249 259H250V258H249ZM249 259H248V261H251V260H249ZM252 259H253V258H252ZM258 259H259V258H258ZM260 259H259V260H255V258H254V260L257 261V262H258V261L260 262V261L262 260V259H261V260H260ZM3 260H4V259H3ZM3 260H2V261H3ZM6 260H7V259H6ZM8 260H7V261H8ZM37 260H38V259H37ZM37 260H36V261H37ZM40 260H39V261H40ZM49 260H50V259H49ZM49 260H48V261L46 260L45 263L48 262V264H49ZM54 260H55V259H54ZM54 260H53V261H54ZM56 260H57V262H58V261H59V258L56 257ZM105 260H106V259H103V261H105ZM156 260H157V259H156ZM201 260H202V259H201ZM2 261H1V262H2ZM7 261L5 262V264L7 263ZM9 261H10V260H9ZM11 261H12V260H11ZM13 261H14V260H13ZM62 261H63V260H62ZM62 261H60V262L62 263ZM76 261H78V262L80 261V262H81L82 260L78 259V260H76ZM91 261H92V260H91ZM98 261H99V259L96 261V263H100V262H101V261H100V262H98ZM108 261H109V260H108ZM108 261H107V262H108ZM150 261H151V260H150ZM150 261H149V262H150ZM166 261H167V260H166ZM248 261H247V262H248ZM263 261H264V260H263ZM1 262H0V263H1ZM18 262H19V263H18ZM50 262H51V261H50ZM57 262H56V263H57ZM70 262H72V261H70ZM88 262H89V261H88ZM88 262L86 261L85 263L88 264ZM133 262H134V261H132L130 264H132ZM147 262H148V260H147ZM159 262H161V261H159ZM164 262H165V260H164ZM180 262H181V261H180ZM237 262H238V261H237ZM244 262H245V261H244ZM11 263H14V262H11ZM11 263L8 262V264H11ZM22 263H23V262H22ZM22 263H21V264H22ZM36 263H37V262H36ZM56 263H55V264H56ZM58 263H59V262H58ZM58 263H57V264H58ZM64 263H66V262H63V264H64ZM72 263H74V262H72ZM75 263H76V262H75ZM82 263H84V261H83ZM91 263H92V262H91ZM103 263H104V262H103ZM109 263H110V262H109ZM249 263H250V262H249ZM249 263H248V264H249ZM254 263H255V262H254ZM263 263H264V262H263ZM3 264H4V263H3ZM38 264H39V263H38ZM46 264H47V263H46ZM51 264H53V263H51ZM59 264H60V263H59ZM66 264H67V263H66ZM76 264H77V263H76ZM78 264H79V263H78ZM89 264H90V263H89ZM111 264H112V263H111ZM113 264H114V263H113ZM138 264H139V263H138ZM231 264H233V263L231 262ZM235 264H236V263H235ZM237 264H238V263H237ZM240 264H241V262H240ZM250 264H251V263H250ZM258 264H259V263H258ZM260 264H262V263H260Z\"/></svg>",
	"mask_w": 264,
	"mask_h": 264
}]
</instances>
